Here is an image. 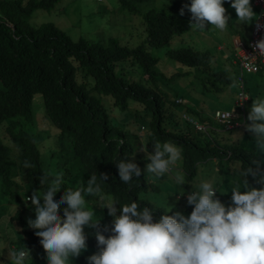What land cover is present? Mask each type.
Listing matches in <instances>:
<instances>
[{
  "label": "trees",
  "instance_id": "16d2710c",
  "mask_svg": "<svg viewBox=\"0 0 264 264\" xmlns=\"http://www.w3.org/2000/svg\"><path fill=\"white\" fill-rule=\"evenodd\" d=\"M142 1L147 0H119L132 12H141L137 2ZM58 2L0 0V175L5 185L3 198L12 200L16 207L3 232L12 238L16 248L25 246L30 250L34 264L47 262L46 249L27 223V214L35 212V205L28 207L25 198L33 191L42 193L47 187V183L41 184V175L46 174L49 181L57 175L44 165L40 141L34 133L36 102L58 134L59 143L49 152L63 170L64 185L54 198L64 188H74L77 183L87 185L95 174L107 198H115L120 204L133 199L141 206L159 207L156 210L162 212L165 206L149 198L150 190L160 191L158 185L152 187L149 174H142L127 185L119 180L115 166L116 161L128 157L142 170L145 168L139 162L141 150L137 145L142 137L131 127L138 126V120L148 128L143 143L153 147L156 143L172 142L182 148V170L189 179L196 175L198 164L208 158L238 160L243 168L249 167L254 159L264 158L258 156L252 142H227L218 132L195 131L167 105L176 102L166 96L159 83L154 68L159 57L149 47L166 48L167 56L184 68L206 66L212 58L208 51L192 45L171 46L175 36L190 29L187 18L172 8L151 7L141 12L146 31L144 42L129 47L115 37L106 43L85 37L73 39L52 21L36 26L30 22L35 10H51ZM122 62H129L136 69L140 67L143 78L134 79L121 73L117 67ZM217 71L215 80L230 82L225 70ZM215 88L220 90L221 86ZM102 96L110 101V110L122 115L120 124L111 123L110 110ZM132 101L140 109L129 114L127 109ZM21 120L27 124L19 126ZM242 138L252 137L245 134ZM15 170L17 173L13 175ZM101 173L108 175L105 182L99 181ZM17 177H22L24 183L18 182ZM247 179L251 186H261L253 177ZM65 206L62 203L60 207ZM3 211L0 210V215ZM104 228L101 223L98 229L85 228L89 233L87 247L98 249L92 233L100 230L109 235ZM81 256L82 252L72 258L81 260Z\"/></svg>",
  "mask_w": 264,
  "mask_h": 264
},
{
  "label": "clouds",
  "instance_id": "9594fccd",
  "mask_svg": "<svg viewBox=\"0 0 264 264\" xmlns=\"http://www.w3.org/2000/svg\"><path fill=\"white\" fill-rule=\"evenodd\" d=\"M226 2L235 10L236 19L242 24L253 20L251 0H189L180 10L172 7V4L168 2H162L159 6L172 8L182 16L187 9L191 14V26L197 29H207L211 25L224 31L230 21V15H226V8L223 6ZM254 4L259 7V14L253 23L250 37L246 39L240 36L242 43L234 45L233 63L239 68L235 102L238 113L234 110L216 108L212 115L214 124L210 125L205 117L207 110L204 103L200 104L201 109L198 110L193 102L191 107L185 106L186 99L177 95L176 98L173 97L175 99L171 97L176 104L168 102L167 105L174 110L175 105L184 104L185 109L179 113V118L195 131L218 132L226 137L227 142L238 140L242 144H249L253 141L258 156L264 157V98L258 97L254 100L246 116V102L249 100V95L245 86L244 73L262 72L264 74V0H254ZM246 56L255 63V70H248L244 66L243 61L247 59ZM155 66L154 68L158 71ZM189 69L185 67V72ZM137 72L143 78L142 71L139 69ZM165 94L169 97L167 92ZM139 109L140 106L137 111ZM217 111L229 115L224 120H220L216 116ZM45 118L51 124L50 120ZM120 122L122 119L114 122L111 118L112 124H120ZM198 123L203 126L199 128ZM137 124L139 125L136 127L130 126L139 134L141 133L138 132L140 120ZM236 127L251 133L252 138L245 140L242 138L244 134L240 132L231 134L232 129ZM141 128L143 129L144 126L142 125ZM147 133L148 128L144 135ZM120 143L123 144V140ZM144 145H141L140 150L146 153V159L149 162L146 164L139 161L146 165L143 170L128 157L115 162L119 180L124 184L131 185L134 178L145 173L149 174L150 180L153 178L159 180L165 174H171L173 165L177 162H179L181 174H184L187 181L193 178H187L182 170L181 147L172 142H165L162 145L156 143L153 145V151L148 152ZM208 159L215 160L221 165H224V161H237L239 164L235 171L240 181L231 188L228 204L222 202L216 194L217 192L227 193L229 190L221 192L211 179L199 181L195 188L192 187L186 194L183 188V192H178V197L184 195L186 198L184 209L181 208L180 202L176 203L178 199L163 197L166 205L158 203L165 206V209L160 212L156 210L159 207L141 206L133 199L129 203L120 204L115 198H107L102 194L95 174L88 179L86 186L64 188L62 194L54 198L57 190L64 185L63 175L56 173L57 175L50 181L46 174L41 175L40 182L43 185L47 183V187L42 193L33 191L32 195L25 200L26 203L31 201V204L35 205L34 216L27 217V223L39 235L46 249L47 262L44 264H72V261L81 264H264V158L254 159L247 168L241 167L238 160ZM44 165L46 166L45 162ZM25 167L28 165L26 164ZM16 170L13 175H16ZM249 176L261 186L259 188L251 186L247 179ZM107 179V174H99V181L105 182ZM175 179L179 187L187 182L179 176ZM17 180L24 183L22 177H17ZM157 192L162 193L158 196V200H161L165 193L162 190ZM85 194L94 195V197L99 194L100 202L97 205L107 209V223L100 220L99 214L96 215L93 208L87 207ZM8 201L11 200L8 199ZM62 203L66 205L63 208L60 207ZM0 210H4L2 205ZM12 213L4 210L0 215V221L3 218L6 219L5 229ZM100 223L105 227L103 231L110 234L106 236L100 230H96L92 234L95 236L98 249L87 247L89 233L85 232V228L98 229ZM4 234L6 240L14 244L12 238ZM8 242L0 241V255H4V250H7L6 260H0V264L31 262L30 250L27 247L16 248L13 245L15 247L13 249ZM81 252V260L72 258L78 257Z\"/></svg>",
  "mask_w": 264,
  "mask_h": 264
},
{
  "label": "rangeland",
  "instance_id": "374dc122",
  "mask_svg": "<svg viewBox=\"0 0 264 264\" xmlns=\"http://www.w3.org/2000/svg\"><path fill=\"white\" fill-rule=\"evenodd\" d=\"M162 2H168L172 4V7L180 10L189 0H147L137 2V4L141 12H144L151 7L159 6ZM223 6L226 8V15H230V21L224 31L211 25H209L207 29H197L195 26H191V14L185 9L183 16L190 21V29L179 37L173 38L172 47L177 48L182 45H192L197 49L206 50L212 54V58L208 65L190 67L189 71L185 72V68L181 66V63L167 56L165 48L150 47V51L159 57L155 67L158 69V76L160 78L159 83L162 89L168 93L169 97L176 98L177 95L183 96L186 99L185 106L191 107L193 102V105L197 108L201 103H204L207 110L205 112V117L210 122V125L214 124L212 115L216 108H223L230 111L234 110L238 113L235 102L237 71H239V68L233 63L235 49L234 40L237 35L246 39L250 37L253 23L259 14V7L254 4V0H251V7L254 12L253 20L247 24H242L236 19L235 10L230 7L228 2ZM159 7L162 9L166 8L162 5ZM141 12H132L124 8L119 0H60L58 4L49 11L43 9L35 10L30 22L35 26L47 21L56 22L58 27L64 30L65 33L73 39L86 37L105 43L109 37H117L120 43L131 47L143 43L145 39ZM128 65L129 62H122L117 68L127 77L132 76L135 79H141L142 75L137 72L139 69L141 70V68H130ZM219 69H224L229 74L230 82L228 84H225L224 81L215 80V77L218 76L217 70ZM213 72H215V75ZM261 74L262 72L258 74L244 73L245 86L249 95V100L246 102V116L248 115L252 102L258 97L264 98V74ZM222 79L224 80L225 78L223 77ZM217 85L221 86L220 90L215 88ZM102 100L110 110V101L104 96H102ZM183 105H175L174 111L176 114L179 115V113L185 109ZM138 108L139 105L136 102H130L127 112L129 114H134ZM110 113L114 122H119L121 120L122 116H120V114L112 110H110ZM45 117L44 111L39 103L36 102L34 112L35 121L32 123V126L34 128V133L40 141L41 157L50 171L59 175L62 173L61 167L55 160H49L51 155L49 149L51 150L56 143H59L57 129L51 125ZM246 123H248V121ZM26 124V120H21L19 126H25ZM142 125L144 126L143 129L141 128ZM216 126L221 127L217 124ZM138 132H141L139 136L144 138V134L147 132V124L142 122L138 128ZM239 132L244 135L248 134L252 137L251 133L239 127L232 129L231 134H237ZM143 140L144 139L141 138L138 139L137 145H140L139 147L141 148V145L145 144L144 146L147 148L148 152L153 151V147L148 146L145 142L143 143ZM138 155L140 156L139 161L141 163L149 162L146 159L145 152L140 151ZM223 163L224 165H221L219 162L209 159L201 162L198 165L196 175L191 180L187 181L184 174H181L179 162H177L176 165H173L171 174H165V176L159 180L155 178L150 180L153 183L152 187L158 185L160 190L165 193L161 200H158V196L162 193L155 192L154 190L149 191V198L157 204L161 202L164 205H166V201H163V197L178 199L176 203L180 202L181 208L184 209L186 198L184 195L178 197V192H183L184 189L186 194L191 191L192 187L194 189L199 181L211 179L221 192L229 190L227 193L217 192L216 194L222 202L228 204L230 202L231 188L236 186L240 181V177L235 171V168L239 166V164L237 161H224ZM177 176L184 182L187 181L180 186L181 188L176 183L175 178ZM80 186L82 185L77 183L74 187ZM12 188L16 189L15 187ZM4 190L5 185H3V178L0 175V205L3 206L5 211L12 213L15 211L16 207L13 205L14 202L12 200L8 201V199L3 198L5 195ZM241 191H243V189H241ZM85 195L87 207L89 209L93 208L94 213L96 215L99 214L100 220L107 223V209L97 205L100 202L98 196ZM26 204L30 208L33 205L31 201H27ZM29 216H34V212L28 213L27 217ZM4 221H0V241L8 242L5 238L6 235L3 233V230H5ZM8 244L11 248L15 249L12 243L8 242ZM6 257L7 250H4V255H0V260H6ZM29 264L34 263L33 261H29ZM72 264L81 263L72 261Z\"/></svg>",
  "mask_w": 264,
  "mask_h": 264
},
{
  "label": "built area",
  "instance_id": "2783aa9c",
  "mask_svg": "<svg viewBox=\"0 0 264 264\" xmlns=\"http://www.w3.org/2000/svg\"><path fill=\"white\" fill-rule=\"evenodd\" d=\"M243 64L248 70H252V69L255 70L256 69L255 63L253 62L252 59H248V57H247V59L245 61H243ZM228 115H229L228 113H223V112H220V111L216 112V116L219 117L220 120H224ZM197 126L199 128H201L203 125L201 123H198Z\"/></svg>",
  "mask_w": 264,
  "mask_h": 264
},
{
  "label": "crops",
  "instance_id": "0c3cea01",
  "mask_svg": "<svg viewBox=\"0 0 264 264\" xmlns=\"http://www.w3.org/2000/svg\"><path fill=\"white\" fill-rule=\"evenodd\" d=\"M242 43V41L240 40V36L239 35H237L236 36V38H235V40H234V45L236 46V45H238V44H241ZM255 82H257V81H255ZM261 82V81H260ZM255 85V84H254ZM196 109H201L199 106H197V108Z\"/></svg>",
  "mask_w": 264,
  "mask_h": 264
}]
</instances>
